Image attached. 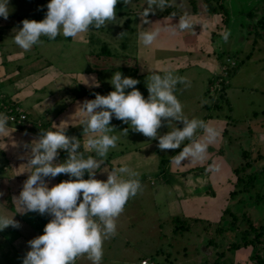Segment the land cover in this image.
Returning <instances> with one entry per match:
<instances>
[{"label": "crops", "instance_id": "crops-1", "mask_svg": "<svg viewBox=\"0 0 264 264\" xmlns=\"http://www.w3.org/2000/svg\"><path fill=\"white\" fill-rule=\"evenodd\" d=\"M197 1H199V13H197L198 7L193 9V4L192 8L189 5V10L186 9L187 0H178L177 8L172 10L180 9L183 12L179 11V15L175 12V17L166 15L160 10L157 14L149 15L150 24H142L139 17L134 26L137 27L138 32L134 31L136 50L133 53H125L123 51L125 47L119 45V42L112 37L109 38L114 41L105 40V42L99 38L93 39V32L99 31L96 29L83 33L76 39L58 35L55 40H49L42 36L43 43L24 52L12 39L15 34L14 30L22 27L21 22L24 19L38 22L43 20L47 7H35L32 11L18 13L10 9L7 20L0 17V107H18L27 116V121L18 127L8 124L9 133L0 137V214L14 215L13 218L20 225L19 228L9 226L0 231V264H23V258L30 250L28 241L42 235L45 225L52 219L47 213L41 215L38 212H18L17 205L13 201L14 197L19 196L29 175L24 165L31 156L32 142L39 138L43 130L54 131L52 125H59L61 122L67 123L66 134L68 136H75L82 140L81 118L76 111L85 100L95 99L96 93L107 95L114 90L108 81L115 71H120L123 76L139 80L140 83L136 85V88L145 98L148 97L146 77L150 73L163 74L172 71L177 76L187 77L191 86L185 88L183 84H178L175 95L177 98L179 96L191 97L195 89L203 88L200 91H194L203 94H201L203 103L198 102L197 110L190 108L187 111L185 101L180 100L184 115L188 119L196 118L204 121L216 130L217 135L208 142L204 160L192 162L185 160L181 162V165H177L173 157L189 141H185L181 149L173 150L174 152L172 150L163 152L158 148L157 140L134 132L129 124L113 118L110 126H113L115 130L111 134L118 136L119 139L117 147L109 150L106 163L101 168L105 167L104 171H108L128 166L139 173L138 179L142 186L146 183L154 187L157 182L161 187L162 185L172 187L175 191V198L171 201V206L177 215L186 214L182 212L183 202L196 200L201 203L214 198V193L208 188L211 182L208 176L211 173L207 166L210 165L213 172L215 168H225L226 163L219 164L218 162L237 158L239 147L236 149V154L235 149L231 151L230 119L221 122L220 126L219 121L214 120L211 112H208L210 108H206L204 104L207 101L205 100L206 92L216 80L224 64L219 55L226 54L225 45H221L224 43L219 41L217 45H213L211 40L216 32L220 38L225 31L232 34L233 28L225 22L227 14H211L204 7L202 0ZM224 4L231 13L229 8L231 0H226ZM194 5L197 6V3L194 2ZM257 7L243 14V17L248 19L247 22L244 19L245 23L252 27V31H256L255 27H260L258 23L261 21L260 16H263L256 9ZM141 13L139 11L137 16ZM172 14H174L173 11ZM181 16L189 20L192 28L174 32L173 25L178 23ZM117 24L103 27L100 34L103 35L104 30L106 33L110 28L115 33H122V27ZM151 29L159 30V36L152 46L145 47L139 42L138 34ZM131 30L133 32V27ZM234 32H238V29ZM106 37H108L107 33ZM228 39L230 40V35ZM248 40L246 36L244 44ZM114 44L118 47H114ZM140 44L141 48H138ZM113 52L114 54H111ZM92 77L99 82V87L93 86ZM84 78L88 80V83H84ZM222 87L226 98L225 86L222 85ZM128 91L131 89L126 90ZM211 106L213 108L215 104ZM204 109L206 112L203 111ZM177 126L182 127L181 124ZM126 128L128 129L127 134L123 132ZM170 130L171 128L164 126L158 132L163 135ZM248 135V142L252 141L253 137L256 142L258 137L262 138L260 134L251 135L250 131ZM202 137L203 133L198 131L197 138ZM84 139L86 140V137ZM83 142L82 140L81 151L84 150ZM242 154L243 152L240 159L244 157ZM88 155L95 156L94 153H85L86 157ZM67 158V152L59 151L54 163H63ZM161 159L167 160L164 169L166 174L169 173L167 175L158 172ZM88 178L86 173L84 179ZM95 178L106 181L107 173L98 170ZM69 179L67 174H60L55 178H46L45 182L51 188ZM142 189L147 191V193L144 192L146 198L151 196L150 200H154L153 190L149 191L144 187ZM146 200L148 198L143 200V208ZM128 202L129 200L125 206ZM194 219H196L194 221H199L196 217Z\"/></svg>", "mask_w": 264, "mask_h": 264}, {"label": "clouds", "instance_id": "clouds-1", "mask_svg": "<svg viewBox=\"0 0 264 264\" xmlns=\"http://www.w3.org/2000/svg\"><path fill=\"white\" fill-rule=\"evenodd\" d=\"M118 2L120 0H49L45 18L39 22L24 19L22 27L14 30L12 39L24 52L43 43L42 36L49 40H55L58 35L76 39L92 29L99 30L109 23H116ZM123 4L131 6L133 0H123ZM146 5L139 16L142 24H150V14H155L156 10L164 11L172 3L170 0H146ZM9 14V0H0V17L7 20ZM190 28L192 25L184 16L173 25L174 32ZM229 35L225 31L222 39L227 42ZM158 36L159 30L151 29L141 31L138 40L143 46L150 47ZM84 79V83H88ZM91 79L94 87L100 86L95 77ZM108 82L113 91L107 95L96 93L95 99L85 100L76 111L83 128V151L82 140L66 134L68 125L65 122L53 124L54 131L43 130L31 144V156L24 165L29 175L13 201L18 212L47 213L52 219L45 225L42 235L28 241L30 250L25 254L23 264H75L82 256H86L91 264H101L104 241L116 234V221L127 201L142 190L139 173L128 166L108 171L101 168L109 150L117 147L119 139L111 134L115 130L110 126L113 118L129 124L132 131L157 140L161 151L181 149V145L189 141L173 157L177 165L185 160H204L208 142L217 135L216 130L204 121L188 119L184 115L183 105L175 92L178 84L185 88L191 86L187 77L177 76L172 71L150 73L146 77L147 98L136 88L140 81L123 76L120 71H115ZM127 89L131 91L126 92ZM8 121L9 117L0 113V137L9 133ZM164 126L171 130L161 135L158 130ZM198 131L203 133L202 138H197ZM123 132L127 134L128 129ZM59 150L67 152L68 158L57 164L54 161ZM85 153L95 156L86 157ZM98 170L107 173L106 181L95 178ZM86 173L88 179H84ZM60 174H67L70 179L49 188L46 178ZM13 217L0 214V231L9 226L20 227Z\"/></svg>", "mask_w": 264, "mask_h": 264}, {"label": "rangeland", "instance_id": "rangeland-1", "mask_svg": "<svg viewBox=\"0 0 264 264\" xmlns=\"http://www.w3.org/2000/svg\"><path fill=\"white\" fill-rule=\"evenodd\" d=\"M177 1L170 0L172 6L166 9L177 8ZM194 1L197 3V13H199V1ZM48 3L49 0H9V8L14 10V13L29 12L35 7H47ZM189 5L192 8L190 0H187L186 9L188 10ZM255 6H258L256 9L262 13L263 16H260L262 19L264 17L263 0H231V7H229L231 13L225 7L226 13L222 14H227L225 22L228 26L232 25L233 28L230 40L225 42L222 37L217 35V32L211 40L213 45H217L219 41L224 43L221 45H225L226 54H218L219 58L223 62L226 58H231L235 63V68L230 70L229 77L224 80V91L227 93L225 100L220 99L218 93L212 95L208 92L209 90H206L205 100L207 101L204 104L206 108H210L208 112H211L214 120L220 122H218L220 126L221 122L230 119L231 151L235 149L236 154V149L239 147L237 158L218 162L219 164L226 163L225 168H215V172H213L211 171L213 168L210 165L207 166L211 173L208 176L211 181L208 188L214 193V198L201 203L196 200L183 202L182 212L186 214H181V216L177 215L171 206V201L175 198V191L172 187L166 185L161 187L157 182L154 187H150L145 183L142 187L154 191V200H150L151 196H148V200L144 201L145 207L143 208V200L147 199L144 189L129 199L127 206L124 207L116 221V234L104 241L101 264H140L142 260L153 261L154 264H234L237 256L249 254L253 257L254 253H258L261 262L255 263V260L252 259L251 262L244 263L242 258H239V264H264V25H261L262 28L255 27L256 31H252V27L245 23V20L247 22L248 19L243 17V14L248 10H254ZM145 7H147L146 0H133L131 6L124 5L123 0H120L116 5V15L119 17H117V22L107 25L115 26L118 23L117 25L122 27V33H115L110 28L106 32L108 36L106 37L105 30L103 35L100 34L101 28L99 31L93 32L96 35L93 34L92 38L110 41L109 37H112L119 42V45L125 47L123 50L125 53L135 52L136 34L134 31L138 32V29L134 26L139 18L137 14L139 11L142 12ZM158 11L156 10L155 13L157 14ZM174 11L178 15L183 12L180 9ZM174 15L176 14L174 13ZM236 29L238 32H234ZM242 29L245 30L242 31ZM246 36L249 40L244 44ZM113 46L118 47L116 44ZM138 48H141V44ZM202 89L197 88L194 91ZM194 91L191 97H178L179 100L185 101V105L188 107L187 111L190 108L197 110L198 102L203 103V94ZM213 104L215 106L212 108ZM203 111L206 112L205 109ZM248 131L251 135L260 134L262 138L258 137L256 142L255 137H253L254 139L251 137L252 141L248 142ZM243 151L246 152V158L240 159ZM172 152L174 151L172 150ZM158 172L163 175L169 174H166L164 170L161 172L159 169ZM254 173L256 180L253 187L248 188L249 176ZM164 181L168 183V181ZM227 211L229 214L225 215L224 213ZM231 214L237 218L232 219ZM195 217L203 221L194 222ZM178 218L185 222L189 220L188 224L191 225L189 230L176 231L174 226L177 225L175 222ZM186 218L188 219L185 220ZM205 220L210 222L216 220L213 229L205 227ZM248 220L254 225V228L258 227L262 230L259 232L263 233L258 240H253L255 248L226 249L227 244L238 243L243 236L248 239L255 237L254 232L248 231ZM232 221L238 222L237 230L231 229ZM217 227L220 230H215ZM208 238H212L215 244H225L224 249H210L219 255L223 252V257L211 256L204 252V243ZM141 258L144 259L141 260ZM75 264H91V261L86 256H82L76 260Z\"/></svg>", "mask_w": 264, "mask_h": 264}, {"label": "trees", "instance_id": "trees-1", "mask_svg": "<svg viewBox=\"0 0 264 264\" xmlns=\"http://www.w3.org/2000/svg\"><path fill=\"white\" fill-rule=\"evenodd\" d=\"M225 1L226 0H202L204 7L211 14H223V13H226V11H225V4H224ZM194 2H195L194 0H190V3L193 4V5H194ZM195 7L196 6L194 5L193 9H195ZM172 11L175 13V11L174 10H171V9L170 10L169 9H165L163 11V13L166 14V15H173L172 14ZM261 25L262 26L264 25V17L258 23V26H260L262 28ZM218 97L220 99L225 100V96L223 94V88L218 91ZM242 155L244 156L243 159H245L246 158V152L243 151V154ZM164 169H165V160H161L160 161V164H159V170L162 172V170H164ZM255 175L256 174L254 173V174H251V176H249V179H248V182H247V187L248 188L249 187H253L254 182L256 180ZM245 187H246V185H245ZM224 214L227 215L229 213L227 211ZM231 217H232V219H236L237 218L236 216H233L232 214H231ZM242 218H243V216H242ZM187 219L188 218H186L185 220H187ZM194 220H196V219H194ZM198 220H199L198 222H202L203 221L201 219H198ZM188 221L187 222H185L183 220L180 221V218H178V220H176V222H175V224H177V225H175L174 228L176 229V231H178V230H181V231L189 230V228H190L191 225L189 226ZM194 222H196V221H194ZM205 222H206V226L205 227H208V228H212L213 229V225H215L216 220L215 221H212V222H210L209 220H205ZM237 223H238L237 221H235V222L232 221L231 222L230 225L233 227V228L231 227L232 230L233 229L237 230V228H236ZM247 225H248V231L254 232L255 233V237H251L250 239H248V237L243 236V237H241V241H239L238 243L227 244L226 245V249H230V250H235L236 249V250H238V249H243V248L246 249L248 247H252L253 249L255 248V244H254V241L253 240H258L259 239V237L261 236V234H263L262 232H259V231H262V230L259 229L258 227L254 228L253 227L254 225H252L249 222V220L247 222ZM217 228L215 230H220L219 227H217ZM205 229H207V228H205ZM204 244H205L204 245V252L206 254L211 255V256L216 255L217 257H223L224 256V253L223 252L220 253L221 255H219V253H217L215 251H210V249L211 250H216L217 248H223L224 249V247H225V244L224 243L223 244H219V243L218 244H215V242L212 241V238H208V240ZM202 246H203V244H202ZM239 258L240 259L242 258V262H244V263L251 262L252 259H253V261L255 260V263L256 262H261V259H260L259 255H258V253H254V256L253 257L250 256L249 254L248 255H244V256H237V259H236V261H234V264H239V262H238V259ZM205 263H207V262H205Z\"/></svg>", "mask_w": 264, "mask_h": 264}, {"label": "built area", "instance_id": "built-area-1", "mask_svg": "<svg viewBox=\"0 0 264 264\" xmlns=\"http://www.w3.org/2000/svg\"><path fill=\"white\" fill-rule=\"evenodd\" d=\"M234 68H235L234 61H232L230 58H226L216 80L209 87L210 94L214 95L215 93H218V91L221 89L222 83H224V80L227 79L230 70ZM0 113H3L9 117L8 124H11L12 126L14 125L18 127L22 123H25L27 121V116L18 107H14V108L0 107ZM59 151H63V150H59ZM140 264H154V262L149 260H142Z\"/></svg>", "mask_w": 264, "mask_h": 264}]
</instances>
